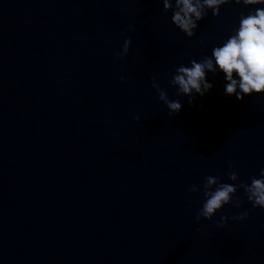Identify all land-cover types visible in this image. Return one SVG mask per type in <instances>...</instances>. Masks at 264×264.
<instances>
[{
    "label": "water",
    "instance_id": "95a60500",
    "mask_svg": "<svg viewBox=\"0 0 264 264\" xmlns=\"http://www.w3.org/2000/svg\"><path fill=\"white\" fill-rule=\"evenodd\" d=\"M241 11L209 12L187 37L163 0H0V264H264V208L240 189V208L197 222L189 192L233 183L230 164L259 177L264 94L226 95L222 72L193 103L170 84Z\"/></svg>",
    "mask_w": 264,
    "mask_h": 264
},
{
    "label": "clouds",
    "instance_id": "9594fccd",
    "mask_svg": "<svg viewBox=\"0 0 264 264\" xmlns=\"http://www.w3.org/2000/svg\"><path fill=\"white\" fill-rule=\"evenodd\" d=\"M235 3L243 5L247 12L239 13L238 23L231 28V33L220 44L212 47L211 54L202 59H192L189 65L176 67L170 81L176 88L177 96H187L193 103L197 95L203 97L213 87L208 79V73H223L224 92L235 95L243 100L245 95L264 94V0H163L165 12L171 13L174 26L187 37H194L200 27L199 22L208 16L209 12L220 17L225 5ZM129 27H133L129 25ZM203 43V41H201ZM132 45V37H125L121 48L114 53L116 57L128 54ZM121 80L127 79L125 76ZM152 86L159 94L160 102L167 106L169 115L178 114L183 104L180 99H171L160 87L155 77ZM139 120L140 116L137 115ZM233 183L222 182L221 177L209 175L202 186L192 185L191 193H201L202 206L196 214V221L212 220L226 205L240 208L244 201L237 195L240 189L254 208H264V168L260 169L259 177H251V183L241 180L239 171L234 165H229L226 173ZM250 215L249 210L236 213L233 220L243 221ZM227 215L217 221L223 228L228 223Z\"/></svg>",
    "mask_w": 264,
    "mask_h": 264
}]
</instances>
